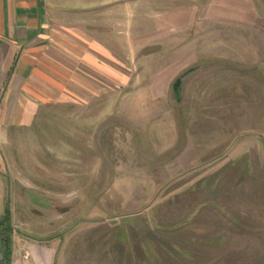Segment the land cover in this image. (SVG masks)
Masks as SVG:
<instances>
[{
    "label": "rangeland",
    "instance_id": "obj_1",
    "mask_svg": "<svg viewBox=\"0 0 264 264\" xmlns=\"http://www.w3.org/2000/svg\"><path fill=\"white\" fill-rule=\"evenodd\" d=\"M124 36L129 80L0 128L20 235L53 237L56 264H264V0H214L163 45Z\"/></svg>",
    "mask_w": 264,
    "mask_h": 264
},
{
    "label": "crops",
    "instance_id": "obj_2",
    "mask_svg": "<svg viewBox=\"0 0 264 264\" xmlns=\"http://www.w3.org/2000/svg\"><path fill=\"white\" fill-rule=\"evenodd\" d=\"M181 1L0 0V128L23 125L43 105L70 94L94 95L103 83L129 80L131 57L118 53V36L125 42L126 34L141 49L163 45L214 3ZM134 17L147 21L151 36L132 39L127 20ZM17 227L8 264H56L59 244L53 237L20 235Z\"/></svg>",
    "mask_w": 264,
    "mask_h": 264
},
{
    "label": "flooded vegetation",
    "instance_id": "obj_3",
    "mask_svg": "<svg viewBox=\"0 0 264 264\" xmlns=\"http://www.w3.org/2000/svg\"><path fill=\"white\" fill-rule=\"evenodd\" d=\"M4 199V196L2 197ZM18 227L14 224L11 204L9 199L4 201L0 207V255L3 258L0 264H8V257L11 254L13 244V234L16 233Z\"/></svg>",
    "mask_w": 264,
    "mask_h": 264
},
{
    "label": "trees",
    "instance_id": "obj_4",
    "mask_svg": "<svg viewBox=\"0 0 264 264\" xmlns=\"http://www.w3.org/2000/svg\"><path fill=\"white\" fill-rule=\"evenodd\" d=\"M178 84H179V81H176V85L178 86Z\"/></svg>",
    "mask_w": 264,
    "mask_h": 264
},
{
    "label": "water",
    "instance_id": "obj_5",
    "mask_svg": "<svg viewBox=\"0 0 264 264\" xmlns=\"http://www.w3.org/2000/svg\"><path fill=\"white\" fill-rule=\"evenodd\" d=\"M3 258V256L2 255H0V261H1V259Z\"/></svg>",
    "mask_w": 264,
    "mask_h": 264
}]
</instances>
